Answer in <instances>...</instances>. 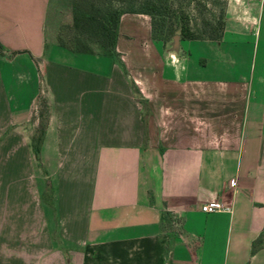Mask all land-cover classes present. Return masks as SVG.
<instances>
[{
	"label": "crops",
	"instance_id": "1",
	"mask_svg": "<svg viewBox=\"0 0 264 264\" xmlns=\"http://www.w3.org/2000/svg\"><path fill=\"white\" fill-rule=\"evenodd\" d=\"M57 1L0 0V264H264V41L224 78L182 41L100 61L58 45ZM263 14L227 0L223 35Z\"/></svg>",
	"mask_w": 264,
	"mask_h": 264
},
{
	"label": "trees",
	"instance_id": "2",
	"mask_svg": "<svg viewBox=\"0 0 264 264\" xmlns=\"http://www.w3.org/2000/svg\"><path fill=\"white\" fill-rule=\"evenodd\" d=\"M124 14L148 16L152 39L164 46L186 40L218 42L224 31L223 9L214 15L207 0H71V23L61 27L57 43L77 54L113 56ZM263 245L261 235L251 252Z\"/></svg>",
	"mask_w": 264,
	"mask_h": 264
},
{
	"label": "rangeland",
	"instance_id": "3",
	"mask_svg": "<svg viewBox=\"0 0 264 264\" xmlns=\"http://www.w3.org/2000/svg\"><path fill=\"white\" fill-rule=\"evenodd\" d=\"M207 2L209 3V8L213 11L214 15H218L220 8L223 9L225 13L227 0H214V2H212V0H207ZM57 3L58 8L56 11L58 12L60 19V23L57 27L58 34L61 27L70 24L69 7L71 6V0H67L66 2L65 0H58ZM126 26H128V28L126 27L125 31H122V34L125 35V38H121L123 39L121 42L122 44L126 42L123 45V53L119 55V53L115 52L113 56L102 55L101 57L104 58L101 59L104 60L100 61H109L110 59H112L119 63L121 57L123 56L128 60L132 58H141L147 56L152 50V47L159 45L154 43L151 34L149 35L147 29H145L146 25L141 20H133L132 23H127ZM233 27H229L226 35H222L221 40L223 41V43L219 49H217L214 45L204 41H182L180 46L181 50H183V52H185V54L188 56L187 64L193 65L195 61H198L199 58H202L207 63L206 72L208 74H212L215 72V66L218 65V62L220 60V62L225 66V70L228 72L224 73L223 76L221 75L222 78L228 75L233 76L234 71H245V67L248 64L249 59L252 56H255L254 50L257 48V46L259 47V53L261 51V43L264 41V14L262 18L260 17V20L256 27H252L249 25L248 29L246 30L239 27ZM118 34L119 24L117 29V38ZM165 48L167 50V54L177 55L181 53V51L179 50V43L177 42L168 44L165 46ZM20 59L25 58L24 56H21ZM18 78V83H22L23 81L21 80L26 81L25 77H22L24 79H20V77L18 76ZM136 97L138 96L136 95ZM35 107L37 110V117L39 121H41V123L42 121L44 122L46 120L47 113L41 96L37 98ZM36 163H38V161ZM49 197H51L50 193L47 194L44 198L45 202L49 200Z\"/></svg>",
	"mask_w": 264,
	"mask_h": 264
},
{
	"label": "built area",
	"instance_id": "4",
	"mask_svg": "<svg viewBox=\"0 0 264 264\" xmlns=\"http://www.w3.org/2000/svg\"><path fill=\"white\" fill-rule=\"evenodd\" d=\"M230 186H234V182H230ZM201 212L209 214V213H217V212H229L231 209L229 206L222 204L219 201H210L201 205Z\"/></svg>",
	"mask_w": 264,
	"mask_h": 264
}]
</instances>
